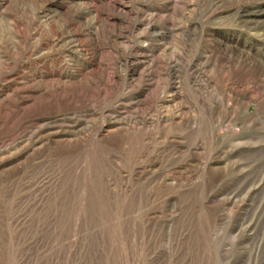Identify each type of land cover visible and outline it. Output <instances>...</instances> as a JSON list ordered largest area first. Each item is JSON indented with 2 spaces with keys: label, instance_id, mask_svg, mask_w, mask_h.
Segmentation results:
<instances>
[{
  "label": "rangeland",
  "instance_id": "obj_1",
  "mask_svg": "<svg viewBox=\"0 0 264 264\" xmlns=\"http://www.w3.org/2000/svg\"><path fill=\"white\" fill-rule=\"evenodd\" d=\"M0 264H264V0H0Z\"/></svg>",
  "mask_w": 264,
  "mask_h": 264
}]
</instances>
